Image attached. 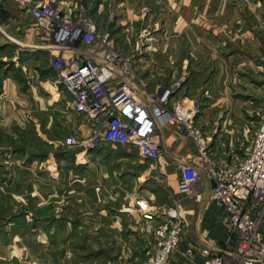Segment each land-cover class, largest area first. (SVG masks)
Segmentation results:
<instances>
[{"label":"crops","instance_id":"1","mask_svg":"<svg viewBox=\"0 0 264 264\" xmlns=\"http://www.w3.org/2000/svg\"><path fill=\"white\" fill-rule=\"evenodd\" d=\"M81 1L90 8L97 32L102 30L100 23L109 22L106 16L110 11L112 39L122 35L125 40L126 31L149 24L151 33L145 39L157 38L159 51L151 62L154 50L145 47L148 51L142 49L137 54L135 65L136 71L143 70L142 78L151 90L181 70L187 72L184 89L197 88L193 100L207 104L261 101L260 89L254 88L264 86V0ZM145 5L149 6L146 12ZM60 54L49 33L28 10L15 0H0V264H18L23 252L38 243L36 232H43L41 244L47 246V231L67 230L70 225L90 226L94 238L100 231L115 229L123 217L116 215L117 200L133 206L127 191L133 185L134 190L139 188L137 196L154 207L168 204L172 196L177 202L182 199L177 207L186 230L171 264H201L203 235L213 251L233 252L235 236L229 234L222 209L209 199V187L197 198L177 192L179 172L174 161L178 156L188 160L191 155L187 153L192 150L189 143L181 139L175 145L171 128H165V147L174 146L176 152L162 155L160 167L170 194L164 192L162 181L159 186L156 181L147 183L144 163L137 154L130 156L127 147L121 145L90 143L93 127L73 109L71 96L56 82L58 70L53 60ZM155 71L165 74L154 80ZM47 83L54 87L50 96ZM225 86L235 88L227 92ZM201 120L207 124L204 116ZM68 134L83 140L75 164L67 149L58 145ZM47 162L53 169L66 172L58 176L60 183L65 178L70 186L76 183L78 191L82 188L76 196V208L72 203L60 218L47 209L51 208L47 197L52 198L53 181L47 175ZM78 171L85 173L83 180L71 182L74 176L68 178L67 172ZM137 173L138 182L133 179ZM82 214L87 218L80 217ZM25 215L31 217L26 219ZM261 233L264 242V220ZM32 253L31 263L47 264V255Z\"/></svg>","mask_w":264,"mask_h":264},{"label":"built area","instance_id":"2","mask_svg":"<svg viewBox=\"0 0 264 264\" xmlns=\"http://www.w3.org/2000/svg\"><path fill=\"white\" fill-rule=\"evenodd\" d=\"M49 33L53 45L61 51L54 58L57 83L71 96L73 109L93 127L90 143L121 145L134 149L140 157L163 164L162 132L167 126L181 132L193 144L196 153L188 160L174 161L179 172L177 192L197 198L198 184L212 182L209 199L224 212L230 234L235 236L230 253L213 251L210 241L202 239L201 264H264L261 226L264 220V113L241 155L224 153L218 163L210 160L212 135H206L196 120L201 106L196 100H179V82L163 88L156 96H147L144 86L135 89L128 63L110 50L112 42L97 32L82 14H73L59 0H15ZM216 129H214V132ZM89 143V145H90ZM74 145L75 140L66 139ZM201 176V178H200ZM153 229L154 247L141 264H171L186 222L177 205L160 214L143 213Z\"/></svg>","mask_w":264,"mask_h":264},{"label":"rangeland","instance_id":"3","mask_svg":"<svg viewBox=\"0 0 264 264\" xmlns=\"http://www.w3.org/2000/svg\"><path fill=\"white\" fill-rule=\"evenodd\" d=\"M59 1H62L65 7L67 6L68 8H76V10L73 11V14H82L83 18H88L93 23L94 17H91L92 13L90 8L88 6L87 8L81 0ZM106 3H108V1H106ZM143 10L145 12L148 11L149 6H143ZM109 12L110 11H108L107 13L106 11V17L108 18L107 20H109V22L100 23L102 30L100 32L98 31V33L101 35V37H104L112 42L110 50L121 60L122 64L126 62L128 63L129 61V65L131 68L129 75L132 76L131 78H129V81L132 87L135 89H141L142 86H144L143 88L147 96H156L162 91L163 88H167L169 85L179 82L177 91L178 96H180L179 100H185L186 103H189L188 101L192 100L193 98L191 97H194L195 95L193 90H196L197 88L188 87L186 90L184 89L183 79L186 76V71L180 70L178 72H175L174 76L171 75L169 78L164 76L165 80H167V78L168 80L166 82H163V85L158 84L159 87L155 86V84V87H153L154 90H151L150 87L147 86L146 81L143 80V70L136 71L135 60L137 59V54H139L142 49L148 51V48L146 49L145 47L149 46L152 50H154V52H152L153 54H151V62H155L156 52L159 51L157 46V38L153 37L152 41L149 42H147L145 39L147 38L148 33H151L149 31V24L139 25L136 30L132 28L131 32L126 31V33H124V37H126L125 40L123 39L122 35H120L121 37L119 38L113 37L112 39L108 30L109 24L112 20L110 16L111 13L109 14ZM112 14H114V12ZM145 41L147 42V44L145 43ZM122 42H126L127 44L125 43V45H123ZM142 42L144 43V46L141 45ZM123 46L126 48L125 50H123ZM154 74V80H156L162 77L165 73L163 71H155ZM51 84L47 83V96H50V93L54 89L53 85ZM234 88L235 87L225 86L224 90L226 89L227 92H231ZM254 89H260L261 101L242 99L243 101L238 103H231L227 101L222 103L213 102V104H207L205 101L203 102L197 99V102L201 106V112L196 120V123L201 127L202 131L207 136L213 134L212 148L208 153L212 162L218 163L219 159H221L226 152H230V157H234L236 155L240 156L242 153V144L244 143L245 145H248L250 143L254 132L259 126L261 116L264 113V86L260 85L259 88ZM204 93L207 96L206 91ZM50 98H52V96ZM201 116L205 117V121L207 122V124L203 123V121L201 120ZM170 128L172 130V134L174 135V140H176L175 145H179L181 139L186 140L189 143V146L192 147L191 152H188L187 154L194 155L196 153V150L190 140L186 137V135L181 132L179 133L175 131L172 127ZM214 129H216L215 132ZM68 138L74 139L75 144H66V139ZM82 142L83 140L76 138V136L74 135L68 134L66 138H63L60 142H58V145L67 149L66 152L71 155L70 158H72V161L75 164V162L78 160V157L80 158L78 150L80 149L79 147ZM161 143V152L164 157L166 155H169V153H176L174 146L171 147L167 144V147H165L166 143L162 138ZM125 149L131 152L129 154L130 156L133 157L134 154H137L139 156V154L134 149ZM48 153H50V151L47 149V155ZM178 157V160H184L180 156ZM139 158L145 166L142 168V171L144 172L143 176L145 177L144 180L148 179L146 181L147 183L156 181L158 186V182L162 181L164 192L170 194L169 191L166 190L167 186L165 180L160 173V167L162 164L160 165L159 162L143 159L140 156ZM60 174L63 175L66 174V172L64 170L63 172H61V170L58 168L53 169L47 162V175L53 179L51 189L52 198L50 199V197H47V205L51 208L47 209H52L53 215L59 218L64 215L62 213L66 209H71L72 203H74L73 208H76V196L79 197V193L82 190V188H79V191L78 189H75L74 186L76 183H74L72 186L68 185L65 178H62V181L60 183V179H58V176ZM84 174L81 171L72 173L67 172V177L71 178L72 176H74L71 182L77 179L81 181L83 180L82 176ZM133 177V179L138 182V173L133 175ZM210 184H212V182L206 181L203 184L201 183L195 186V189L200 193L202 189L206 187H209L210 189ZM89 188L91 189V187ZM83 189L85 191L87 190L86 188ZM134 189V185L131 190L127 189V191H129L128 198H131V196L133 197V206H130L129 203L124 205L122 199L117 200L116 206L117 210L119 211H117L116 215L123 217H120V226H116L115 229L100 231V236H96L94 238L93 231L90 226L85 227L81 225H70L67 230L55 232L47 231V243H45L47 244V246H43L41 244L43 242L41 233L43 232H36L35 236L38 243L35 244L34 242L33 246L30 248L39 257L47 255V264H141L148 252H151L154 247L153 229L157 224V222H155L156 219L153 222L145 221L146 219L142 217V212L160 214L163 209L169 206L178 205V202L180 203L182 199L179 197V200L177 202V199H173V196L171 195V202H168V204H164L162 206L154 207L148 201L142 198L140 199V197L137 196L139 188H137V190ZM134 214H137L138 217H135ZM34 216L35 215H33V217ZM30 217L31 215H25L26 219ZM80 217H83L85 219L87 218V215L82 214ZM201 239H206V236L203 235ZM38 244H41L42 246H39ZM31 249L23 252L18 264H37L36 261H32L31 263V256L33 255Z\"/></svg>","mask_w":264,"mask_h":264}]
</instances>
